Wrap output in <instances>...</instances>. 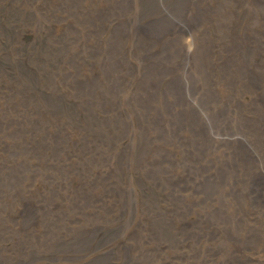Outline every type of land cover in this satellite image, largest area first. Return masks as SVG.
<instances>
[{
	"label": "rangeland",
	"instance_id": "1",
	"mask_svg": "<svg viewBox=\"0 0 264 264\" xmlns=\"http://www.w3.org/2000/svg\"><path fill=\"white\" fill-rule=\"evenodd\" d=\"M0 115V264H264V0H0ZM207 159L232 261L171 184Z\"/></svg>",
	"mask_w": 264,
	"mask_h": 264
},
{
	"label": "bare ground",
	"instance_id": "2",
	"mask_svg": "<svg viewBox=\"0 0 264 264\" xmlns=\"http://www.w3.org/2000/svg\"><path fill=\"white\" fill-rule=\"evenodd\" d=\"M189 40V39H188ZM190 50H187L185 53L184 49V55L188 57L190 55ZM262 83L258 82V88L259 90L262 89ZM258 92V91H257ZM3 117V116H2ZM0 115V118H2ZM218 144L216 142H209L210 148H209V155L208 158L211 157L212 159L216 160L217 162H221V158L219 157L220 150L218 149ZM147 146H149L150 150L154 153L150 158L149 161H145L142 166H147L150 164V167L152 170L156 169L161 164H164L169 158L167 153H170L167 148L165 147L162 142H147ZM86 147V144H85ZM230 149V148H229ZM228 148L224 150L226 152ZM73 156H76V159L80 161L82 155L88 153V151H79V152H73ZM193 155H196L192 153ZM48 157L50 160H56L54 157L53 152L51 151L48 154ZM2 165V164H1ZM216 163L212 160H205L204 162L200 163L196 170H188L186 173H181L179 176L175 178L173 183L171 184H178V185H185L187 189H191L192 193L187 199V210H191V213L184 212L183 215V221L185 222L186 226H192L195 225L199 230H202L205 232L206 230H212L213 232L210 234H215L214 228L218 227V233L220 237H223L226 242H229V244L233 246H229L226 248V257L228 261H232L233 256L232 253H235V243L237 241V233L235 231L227 232L230 228V216L233 215V212L230 208L231 204H234V207L237 208L238 205H244L245 202H247V199H243L241 197L234 198L233 201L230 204H226L225 206L222 204L223 195L219 193L216 197L215 193L216 191H227L230 187L231 182L234 181V178L229 177L226 171L220 167L217 166L216 170L214 169ZM210 171H214L219 180H217L216 184L219 183L220 186L215 185V188H208L206 187L202 191L198 187V179H201L209 174ZM23 178L25 181L24 184H26L27 181H30L32 178L29 177L27 174V171L24 170L22 172ZM22 178V179H23ZM231 181V182H229ZM172 189V188H171ZM2 190H0V193ZM26 192L25 187H22V195H23V201H25L26 196L24 193ZM204 193V194H203ZM216 199V201H215ZM176 205L180 207L183 203V195H175ZM264 201V200H263ZM21 205H23V209L26 212H29L27 202H21ZM75 206L69 207L70 209L74 208ZM239 215H242L241 213ZM193 217V220L190 222L189 220ZM50 221H52V217H49ZM193 225H192V224ZM221 230V231H220ZM198 236H203L200 234H197ZM203 241L205 240H211V238H203ZM243 249L247 250L246 247H243ZM242 248H240V254L248 258L249 254H247ZM204 255L212 260L215 255V251L204 248L203 249Z\"/></svg>",
	"mask_w": 264,
	"mask_h": 264
}]
</instances>
